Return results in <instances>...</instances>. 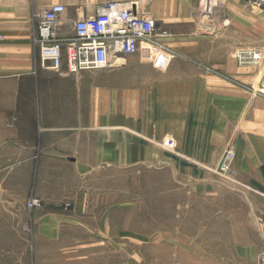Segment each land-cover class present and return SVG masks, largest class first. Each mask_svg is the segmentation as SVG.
<instances>
[{
  "label": "crops",
  "instance_id": "obj_1",
  "mask_svg": "<svg viewBox=\"0 0 264 264\" xmlns=\"http://www.w3.org/2000/svg\"><path fill=\"white\" fill-rule=\"evenodd\" d=\"M107 1L112 0H0V157L31 159L32 150L21 144L30 136L20 131L34 126L31 110L36 106L28 104L21 112L16 94L31 93L36 85L39 93L49 89V99L38 105V118L50 127L42 140L53 145L40 164L46 177L38 179L44 189L37 188L36 195L45 205L56 206L66 196L76 201L72 214L37 209V236L57 242L66 224L87 226L85 215L94 211L78 184L97 158L122 165V152H127L122 142L161 141L167 135L182 142L189 156L205 159L212 155L207 153L212 142L222 150L225 140L235 153L233 175L247 185L234 192L242 221L232 210L230 229L186 235L196 244L184 240L182 254L190 256L182 264H259L264 252V97L256 86L264 84V6L256 0H213L208 17L202 13L203 0H117L134 3L158 27L169 29L170 45L182 54L157 58L147 53L153 45L141 41L137 53L120 55L105 69L69 73L34 61L33 34L43 10L65 6L62 33ZM241 48L257 49L263 59L240 65L235 53ZM15 115L17 128H7ZM101 215V228L90 236L97 244L117 236L109 211Z\"/></svg>",
  "mask_w": 264,
  "mask_h": 264
},
{
  "label": "rangeland",
  "instance_id": "obj_2",
  "mask_svg": "<svg viewBox=\"0 0 264 264\" xmlns=\"http://www.w3.org/2000/svg\"><path fill=\"white\" fill-rule=\"evenodd\" d=\"M159 30H167L169 35L160 36L159 46L147 53L157 58L182 54L170 45L171 31L163 27ZM36 34L37 28L33 57L35 62H41ZM260 86L261 83L256 86L257 90ZM31 90L16 94L21 112L27 111L28 104L36 106L31 110L34 126L20 131L22 136H30L21 144L32 150L31 159L0 157V264H182L184 256H190L182 254L184 240L196 244V238L186 235L230 229L232 210H237L236 220L242 221L238 214V208H242L234 192L238 185L243 190L247 185L233 175L234 162L228 171L221 168L225 153L233 150L230 142L224 140L222 150L219 143L212 142L207 151L212 155L198 159L184 152L182 142L166 135L161 141L122 142L127 151L122 152V165L114 159L97 158L87 166L91 172L82 176L78 184L81 192H88L90 210L94 211L85 215L87 226L68 223L62 238L46 242L37 236L40 213L36 210L45 206L44 209L72 214L76 201L66 196L56 206L45 205V200L36 195L38 189H44L38 179L46 177L40 172L44 171L40 164L48 145L53 143L42 140L43 132L50 127L41 125L38 118V105L45 96L49 99L50 90L39 93L37 85ZM16 123L18 116L10 117L7 128H17ZM95 128L97 131L99 126ZM65 176L62 175L64 179ZM33 199L41 203L35 205ZM107 210L111 230L117 236L97 244L90 236L101 228L99 219ZM263 254L258 255L259 264Z\"/></svg>",
  "mask_w": 264,
  "mask_h": 264
},
{
  "label": "built area",
  "instance_id": "obj_3",
  "mask_svg": "<svg viewBox=\"0 0 264 264\" xmlns=\"http://www.w3.org/2000/svg\"><path fill=\"white\" fill-rule=\"evenodd\" d=\"M256 2L264 6V0ZM213 7V0H203L202 13L211 16ZM64 12V5L54 4L39 14L37 25L35 41L40 49L41 63L55 70L65 67L69 73H78L109 68L115 64L113 59L116 57L137 53L141 41L157 48L159 37L169 35L167 30H159L153 17L140 13L129 1L101 3L95 15L74 21L71 31L61 33L60 18ZM235 57L240 65H257L263 59L261 51L254 48L238 49ZM258 93L264 97V84ZM234 159V151L228 150L221 168L231 169ZM32 202L35 205L41 203L38 199ZM260 264H264V254Z\"/></svg>",
  "mask_w": 264,
  "mask_h": 264
},
{
  "label": "bare ground",
  "instance_id": "obj_4",
  "mask_svg": "<svg viewBox=\"0 0 264 264\" xmlns=\"http://www.w3.org/2000/svg\"><path fill=\"white\" fill-rule=\"evenodd\" d=\"M220 162V161H219ZM34 200V199H33Z\"/></svg>",
  "mask_w": 264,
  "mask_h": 264
}]
</instances>
